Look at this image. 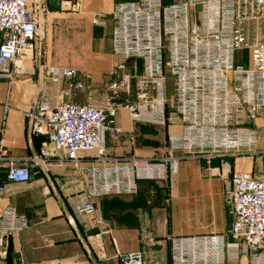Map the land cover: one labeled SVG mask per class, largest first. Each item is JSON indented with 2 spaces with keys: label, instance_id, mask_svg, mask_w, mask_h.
Instances as JSON below:
<instances>
[{
  "label": "built area",
  "instance_id": "2783aa9c",
  "mask_svg": "<svg viewBox=\"0 0 264 264\" xmlns=\"http://www.w3.org/2000/svg\"><path fill=\"white\" fill-rule=\"evenodd\" d=\"M34 1L0 0L2 78L26 73L23 61L34 52L38 33ZM109 14L113 51L120 58L111 77L98 87L90 73L75 66L46 65V79L65 82L61 98L57 103L42 98L30 113L32 132L45 137L34 164L11 161L8 171L11 181L28 182L34 168L53 159L79 163L81 153L95 151L94 164L84 167L87 188L67 197L72 219L81 225L93 218L96 197L135 194L140 181L166 180L177 151L208 159L255 151L260 141L255 123L264 117V41L249 46L251 66L237 60L245 24L264 16V0H114L111 13L93 14L94 24L106 26ZM130 60L140 61L141 73L127 67ZM80 94L86 102L76 100ZM122 109L134 123L181 127V133L168 135L166 158L125 161L104 151L105 133L114 139L123 134L116 119ZM4 133L3 120L0 161L10 159ZM226 202L230 228L172 237V264H225L241 255L264 264V179L235 172ZM27 226L14 207L0 217V264L7 239ZM119 260L144 264V253H123Z\"/></svg>",
  "mask_w": 264,
  "mask_h": 264
},
{
  "label": "crops",
  "instance_id": "0c3cea01",
  "mask_svg": "<svg viewBox=\"0 0 264 264\" xmlns=\"http://www.w3.org/2000/svg\"><path fill=\"white\" fill-rule=\"evenodd\" d=\"M78 1L76 12L70 11L74 0H51L59 10L34 1L31 8L38 18V33L34 52L23 61L26 73L14 80L0 77V122L5 121L3 144L10 157L0 161V185H4L0 217L8 207H14L28 222L24 230L7 239L3 261L121 264V254L142 251L144 264H172V237L225 233L230 228L226 191L235 172H252L264 179L256 174L259 157L253 154L259 145L264 146V117L255 123L260 133L255 151L211 159L205 154L177 151L173 153L177 162L170 166L166 180L140 181L135 194L96 197L93 218L86 225L74 221L67 197L87 188L84 167L94 164L95 151L81 153L79 163L53 159L39 168L40 177L34 173L28 182L11 181L8 171L11 161L33 165L41 151L45 137L32 132L30 116L38 100L48 98L57 103L61 98L65 82L46 79V65L75 66L81 73H90L100 87L120 61L113 51L112 16L109 14L106 26L93 22L95 12L111 13L114 0ZM255 21L260 27L264 25L259 19L247 21L245 27ZM237 59L252 65L250 50ZM76 100L86 102L85 95ZM116 119L123 134L114 139L105 133L104 151L125 161L135 157L162 160L168 156V135L181 133L179 125L134 123L127 109L120 110ZM225 264H253V259L241 255Z\"/></svg>",
  "mask_w": 264,
  "mask_h": 264
},
{
  "label": "rangeland",
  "instance_id": "374dc122",
  "mask_svg": "<svg viewBox=\"0 0 264 264\" xmlns=\"http://www.w3.org/2000/svg\"><path fill=\"white\" fill-rule=\"evenodd\" d=\"M35 1H39V2H44L45 3V6L46 8L50 9V10H59L60 7H57L56 5H51L50 2L51 0H35ZM77 2H79L78 0H74V3L76 4ZM74 6V5H73ZM80 8V6L78 7H73L72 9H70V11H73V12H76L78 9ZM257 21L251 23L249 26L245 27V37H246V40H245V44L243 46V48L239 49L238 51V54H237V57L240 58L242 57V55H245L247 53H249V46L257 39V38H260V39H264V28L263 26H258V24L256 23ZM260 22L262 24H264V16H261L260 17ZM261 28H263V30H261ZM239 63H243V61L240 59H237ZM128 63H132L130 65V68H129V64ZM127 67L129 69H131L132 71H134L135 73H141V65H140V61H127ZM264 146H260L258 147V149L256 150L255 153V156H258L259 159H258V163L256 165V174L261 177V176H264V152L262 151L259 152V149H263ZM264 150V149H263ZM242 154V153H241Z\"/></svg>",
  "mask_w": 264,
  "mask_h": 264
},
{
  "label": "water",
  "instance_id": "95a60500",
  "mask_svg": "<svg viewBox=\"0 0 264 264\" xmlns=\"http://www.w3.org/2000/svg\"><path fill=\"white\" fill-rule=\"evenodd\" d=\"M40 100H41V99H39V100H38V102L36 103V105H37V104L40 102ZM33 172H34V173H36V175H37L38 177H40V176H41V174L39 173V171H38V168H37V167L33 169Z\"/></svg>",
  "mask_w": 264,
  "mask_h": 264
},
{
  "label": "trees",
  "instance_id": "16d2710c",
  "mask_svg": "<svg viewBox=\"0 0 264 264\" xmlns=\"http://www.w3.org/2000/svg\"><path fill=\"white\" fill-rule=\"evenodd\" d=\"M129 64V63H128Z\"/></svg>",
  "mask_w": 264,
  "mask_h": 264
}]
</instances>
